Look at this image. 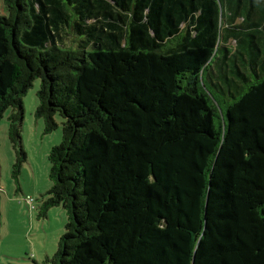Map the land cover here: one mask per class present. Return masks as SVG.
Here are the masks:
<instances>
[{"label": "trees", "instance_id": "obj_1", "mask_svg": "<svg viewBox=\"0 0 264 264\" xmlns=\"http://www.w3.org/2000/svg\"><path fill=\"white\" fill-rule=\"evenodd\" d=\"M36 78L67 216L41 264H264V0H0L15 178Z\"/></svg>", "mask_w": 264, "mask_h": 264}, {"label": "rangeland", "instance_id": "obj_2", "mask_svg": "<svg viewBox=\"0 0 264 264\" xmlns=\"http://www.w3.org/2000/svg\"><path fill=\"white\" fill-rule=\"evenodd\" d=\"M39 89L36 78L22 97L21 145L26 160L16 178L12 174L15 152L8 138L11 109L0 118V264H41L56 253L65 233L67 216L61 205L49 208L44 217L39 215L52 187L49 152L62 140L59 116H55L57 129L45 132L44 121L35 114ZM27 198L33 199L32 204Z\"/></svg>", "mask_w": 264, "mask_h": 264}, {"label": "built area", "instance_id": "obj_3", "mask_svg": "<svg viewBox=\"0 0 264 264\" xmlns=\"http://www.w3.org/2000/svg\"><path fill=\"white\" fill-rule=\"evenodd\" d=\"M26 202L29 203V204H32L33 199H32V198H27V199H26Z\"/></svg>", "mask_w": 264, "mask_h": 264}]
</instances>
